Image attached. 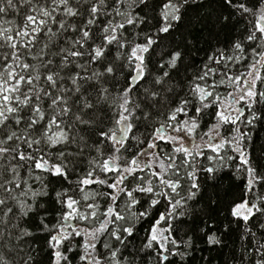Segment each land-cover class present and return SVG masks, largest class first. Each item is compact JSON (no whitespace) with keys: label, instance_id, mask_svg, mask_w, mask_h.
I'll return each instance as SVG.
<instances>
[{"label":"snow or ice","instance_id":"obj_1","mask_svg":"<svg viewBox=\"0 0 264 264\" xmlns=\"http://www.w3.org/2000/svg\"><path fill=\"white\" fill-rule=\"evenodd\" d=\"M257 129L264 0H0V264H264Z\"/></svg>","mask_w":264,"mask_h":264},{"label":"trees","instance_id":"obj_2","mask_svg":"<svg viewBox=\"0 0 264 264\" xmlns=\"http://www.w3.org/2000/svg\"><path fill=\"white\" fill-rule=\"evenodd\" d=\"M204 55H205L204 52H200V53L197 54V58H198V59H202V58L204 57ZM256 131H259L260 136H261L262 138H264V129H257ZM205 255H208V253H205Z\"/></svg>","mask_w":264,"mask_h":264}]
</instances>
